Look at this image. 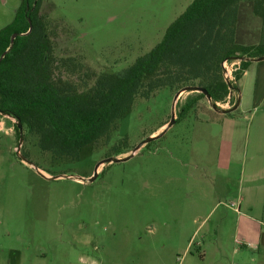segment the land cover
I'll return each instance as SVG.
<instances>
[{
	"label": "rangeland",
	"instance_id": "rangeland-1",
	"mask_svg": "<svg viewBox=\"0 0 264 264\" xmlns=\"http://www.w3.org/2000/svg\"><path fill=\"white\" fill-rule=\"evenodd\" d=\"M191 1L43 0L41 12L53 54L80 63L75 79L83 82L86 72H116L147 52ZM18 5L19 0H0V28ZM257 25L244 8L238 41L255 43ZM254 74L243 78L241 104L232 114L241 112L240 127L254 123L245 115L264 113V95L255 104ZM195 85L137 96L110 139L83 146L74 160L40 150L26 129L20 141L16 120L0 114V256L11 248L25 258L37 255L40 264H214L216 254L225 261L235 258L232 250L240 248L241 237L235 222L245 218L234 207L241 202L244 211L245 186L237 177L227 182L216 169L233 121L205 97L192 100L196 91L175 97L182 87ZM189 101L191 108L180 116ZM216 104L233 107L229 98ZM124 137L126 148L115 155L112 146ZM131 154L99 165L89 180L104 158Z\"/></svg>",
	"mask_w": 264,
	"mask_h": 264
},
{
	"label": "trees",
	"instance_id": "trees-1",
	"mask_svg": "<svg viewBox=\"0 0 264 264\" xmlns=\"http://www.w3.org/2000/svg\"><path fill=\"white\" fill-rule=\"evenodd\" d=\"M42 1L19 0L12 20L0 28V114L19 120L37 137L39 149L57 159H77L83 146L108 141L135 98L161 88L197 81L213 103L229 98L235 105L237 80L252 62L246 58L264 55V0H192L147 52L116 72H86L82 82L75 79L80 63L53 54ZM244 8L258 21L255 43L238 41ZM236 59L238 69L228 82L223 63ZM204 97L198 92L192 100ZM126 142L124 137L112 146L115 155Z\"/></svg>",
	"mask_w": 264,
	"mask_h": 264
},
{
	"label": "crops",
	"instance_id": "crops-1",
	"mask_svg": "<svg viewBox=\"0 0 264 264\" xmlns=\"http://www.w3.org/2000/svg\"><path fill=\"white\" fill-rule=\"evenodd\" d=\"M251 71H255L253 90L255 104L263 98L264 63H250L237 80L239 92L232 93V96L236 94L239 98V104L235 110L231 111L232 114H235L234 112L241 104L242 80ZM262 105L264 107V103ZM256 113L257 111L251 113L250 116H244L245 119L252 118L254 123L246 124L245 127L241 126L242 128L236 124L237 120L241 119V112L238 115H228L230 116L228 120L233 122L219 149L216 169L224 172L227 182L237 177L238 181L244 183L246 197L243 209L245 212L240 210L242 205L239 201L238 209L234 207V210L241 212V219H245L235 222L241 234L240 240L236 241L240 248L234 246L232 250L236 257L231 259L227 257L229 260L225 261L222 258L223 255L216 254L214 264H264V113L258 118ZM222 121H227V119H222ZM163 127L164 125L160 126L159 130ZM7 253L3 255L5 262L4 257L0 256V264H40L41 261L37 255L25 258L20 251H13L11 248ZM69 264L72 262L70 261Z\"/></svg>",
	"mask_w": 264,
	"mask_h": 264
},
{
	"label": "water",
	"instance_id": "water-1",
	"mask_svg": "<svg viewBox=\"0 0 264 264\" xmlns=\"http://www.w3.org/2000/svg\"><path fill=\"white\" fill-rule=\"evenodd\" d=\"M16 36V34L14 33L11 37V41H13L14 37ZM247 60H251V61H263L264 60V55L260 56V57H257V58H246ZM182 91H196V92H201L204 94L205 98L207 99L209 105L211 106V108L215 111V112H218V113H221V114H227L233 110H235L239 104V98L237 99V102L235 103V105H233V107L229 108V109H224V108H220L217 106L216 103H213L212 100H211V97L210 95L208 94V92L202 88L201 86H198V85H195V86H185V87H182L181 89L178 90V92L176 93V96L177 97ZM1 113V112H0ZM4 115H7V114H4ZM9 116V115H7ZM174 122V117L172 115V119L171 121L168 123V126L169 127L172 123ZM16 127L18 129V132H19V140L21 141L22 138H23V127H22V124L19 120L16 121ZM165 130H163L161 133L157 134V135H151V136H148L146 138H144L139 144H137L134 148V150L140 148L143 144L155 139V138H158L159 136H161L163 134ZM131 155H128L126 157H122V158H118V157H114V156H109V157H106L104 158L103 160H101L100 162L97 163L96 167H95V171H94V174H93V177H91L89 180H92L96 174H97V167L101 164H104V163H114V162H120V161H124V160H127L129 157H131ZM37 168V167H36ZM38 170V168H37ZM38 173L40 175H42L39 171ZM43 176V175H42ZM44 177V176H43Z\"/></svg>",
	"mask_w": 264,
	"mask_h": 264
},
{
	"label": "built area",
	"instance_id": "built-area-1",
	"mask_svg": "<svg viewBox=\"0 0 264 264\" xmlns=\"http://www.w3.org/2000/svg\"><path fill=\"white\" fill-rule=\"evenodd\" d=\"M239 61V60H238ZM239 63H234L233 61L230 63H227V61H225L223 63V75L225 77V80L230 82L234 80V71H236L238 69Z\"/></svg>",
	"mask_w": 264,
	"mask_h": 264
}]
</instances>
